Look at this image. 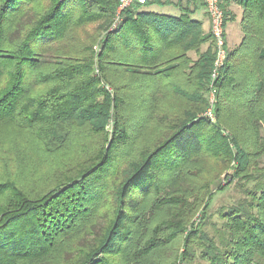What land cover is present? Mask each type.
<instances>
[{
    "label": "trees",
    "instance_id": "obj_1",
    "mask_svg": "<svg viewBox=\"0 0 264 264\" xmlns=\"http://www.w3.org/2000/svg\"><path fill=\"white\" fill-rule=\"evenodd\" d=\"M186 1L109 31L117 0H0V264H264V0H241L214 123Z\"/></svg>",
    "mask_w": 264,
    "mask_h": 264
},
{
    "label": "built area",
    "instance_id": "obj_2",
    "mask_svg": "<svg viewBox=\"0 0 264 264\" xmlns=\"http://www.w3.org/2000/svg\"><path fill=\"white\" fill-rule=\"evenodd\" d=\"M147 0H117L115 7L114 17L108 27V30L117 28L122 20V12L135 3H144ZM208 19H209V31L212 36L214 46V58L213 64L209 75V93H208V106L200 116L206 118L208 121L216 122V114L214 111L215 102V86L214 82L218 78L221 68L225 63L228 54V45L226 41L225 30V12L221 5V0H201ZM98 49V46H95Z\"/></svg>",
    "mask_w": 264,
    "mask_h": 264
},
{
    "label": "crops",
    "instance_id": "obj_3",
    "mask_svg": "<svg viewBox=\"0 0 264 264\" xmlns=\"http://www.w3.org/2000/svg\"><path fill=\"white\" fill-rule=\"evenodd\" d=\"M221 3L225 4V10H226L225 30H226L227 45L229 44L231 48H234L237 45H239L242 38L241 20H242L243 7L241 4V0H221ZM154 6H159V7L171 6L178 10V8L175 7L173 4L170 5L153 4L150 6V8ZM193 8H194L193 16L201 21L202 28L204 31H209L210 24L204 5L202 4L199 8L197 7H193ZM177 14H179V10Z\"/></svg>",
    "mask_w": 264,
    "mask_h": 264
},
{
    "label": "rangeland",
    "instance_id": "obj_4",
    "mask_svg": "<svg viewBox=\"0 0 264 264\" xmlns=\"http://www.w3.org/2000/svg\"><path fill=\"white\" fill-rule=\"evenodd\" d=\"M174 1H177V0H174ZM186 2H187L186 0H181L182 4H186ZM201 5H202L201 0H197L196 2H190V6H192V7L199 8ZM149 9L156 11L158 13H166V14H174V15H176L178 12L177 9H175L171 6H164V7L154 6V7L149 8ZM91 33H93V34L95 33V24L86 26L82 37H85L86 34H91ZM95 46L96 45H94V48H95ZM205 47H206V45H203V49ZM228 48L231 49V46L229 44H228ZM193 56H194V54H193ZM224 182H225V179L222 177L220 183H224ZM240 197H241V193L234 186H229L226 189L217 192L213 196V199L209 205L210 218H209L208 224L206 226V228L208 229L209 232L213 231V227H212L211 222H214L215 224H218V225H220V223H221V218H220L219 214L217 213L218 210L222 206H228V205L234 203Z\"/></svg>",
    "mask_w": 264,
    "mask_h": 264
}]
</instances>
